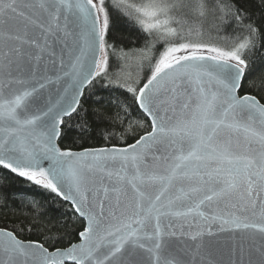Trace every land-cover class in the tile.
Masks as SVG:
<instances>
[{"label": "snow or ice", "instance_id": "1", "mask_svg": "<svg viewBox=\"0 0 264 264\" xmlns=\"http://www.w3.org/2000/svg\"><path fill=\"white\" fill-rule=\"evenodd\" d=\"M113 11L144 40L135 73L114 77ZM209 18L239 35L206 41ZM252 21L232 0H0V167L80 220L64 247L0 227V264H264V76L249 79L248 59L264 30ZM97 78L131 94L150 130L137 138L145 125L121 104L95 119L106 141L133 143L62 148L66 117L92 131L81 97Z\"/></svg>", "mask_w": 264, "mask_h": 264}, {"label": "trees", "instance_id": "2", "mask_svg": "<svg viewBox=\"0 0 264 264\" xmlns=\"http://www.w3.org/2000/svg\"><path fill=\"white\" fill-rule=\"evenodd\" d=\"M232 3L252 13V22L264 30V10L254 6L256 0H232ZM202 23L205 31L204 39L222 47L229 46L231 38L239 35L234 25L228 27L223 23H217L216 28L212 29L211 18L202 21ZM108 43L113 46L109 49V75L114 77L121 71L135 73L136 52L144 45L142 33L136 24L113 11ZM248 59L250 61L249 79L264 76V47H260V42L257 44V50L248 53ZM146 74L147 69L140 75L141 86L145 82ZM106 83L100 78L94 80L86 89L81 100L82 108L87 109V113L81 115H86L92 124V131L81 136L76 127L79 118L74 113L72 118L65 119L66 124L71 127H67L59 141L62 148L83 150L84 148L111 147L113 144L124 147L128 143H133L134 139L131 136L126 139L115 138L106 141L103 130L109 125L105 122H97L95 119L99 114L113 113L119 110L121 104L130 106L131 121L142 122L145 125L144 128H137V138L145 130H150V120L136 108L131 94H127L123 89L115 86H105ZM243 91H247V89L242 90L241 94ZM5 199L10 210L0 208V227L15 230L17 235L25 241L44 242L46 237H56L63 239V242L56 246L64 247L68 239L67 234L71 233L72 242H78L75 233L80 229V220L76 218L78 214L69 203L63 201L55 193L36 186L25 178L0 167V205L4 204ZM30 224L36 225L31 232L20 231L21 228L27 229ZM45 246L48 247V243H45Z\"/></svg>", "mask_w": 264, "mask_h": 264}, {"label": "water", "instance_id": "3", "mask_svg": "<svg viewBox=\"0 0 264 264\" xmlns=\"http://www.w3.org/2000/svg\"><path fill=\"white\" fill-rule=\"evenodd\" d=\"M66 59H67V57H66ZM91 84H88V85H85L84 86V93H85V91H86V89L90 86ZM82 98L83 97H81V100H82ZM67 118V117H66ZM65 118V119H66ZM58 143H59V141H58ZM73 151H81V150H73ZM61 198V197H60ZM62 199V198H61ZM63 200V199H62ZM63 201H65V200H63ZM65 202H67V203H69L70 205H71V203L69 202V201H65ZM72 206V205H71ZM221 235V241L222 242H226V243H231V241L230 240H228V237H229V233H223V234H220ZM238 235V237H239V235H242V234H237Z\"/></svg>", "mask_w": 264, "mask_h": 264}]
</instances>
